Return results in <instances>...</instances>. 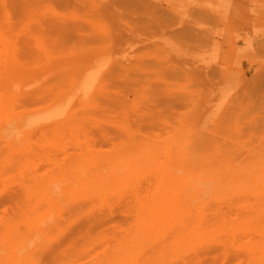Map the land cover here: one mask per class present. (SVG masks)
<instances>
[{"label":"rangeland","instance_id":"rangeland-1","mask_svg":"<svg viewBox=\"0 0 264 264\" xmlns=\"http://www.w3.org/2000/svg\"><path fill=\"white\" fill-rule=\"evenodd\" d=\"M7 1H8V4L3 5L4 3H7ZM12 1H14V3H12ZM15 1L16 0H0V2H1L0 4L3 3L2 4L3 6L0 5V9H2V10H0V12H1L0 13V16H1L0 17V31L4 34V36L6 35L5 36L6 38H8V37L11 38V39L8 38L9 40H13L15 38V40L20 39V41H21V39L22 40L25 39L24 41H26V38H27L28 41H31L33 39L30 42V46H29L30 48H28V49H30L29 50L30 55L29 56L27 55L29 53V52H27V49H26L28 44L24 48V49H26V51L25 50L24 51L27 54H24V55L26 56L25 61L27 63L30 62L32 58H33L32 60H34V61H31V64L30 63L26 64V62L25 63L23 62L24 68H23L22 73L15 74L12 77L7 76L5 78L4 88H6V87L7 88L4 90L6 91V93L8 92L7 95L10 96L11 94H13L12 92L15 91L14 93L18 94L17 96L19 98L22 97L21 101L23 103L25 102V104H24L25 106H23V104H19L22 102L16 100L18 98L17 96H16L17 98L15 97L16 99L12 96L11 98H14L13 102L11 103L13 105L12 106V109H13L12 113L16 114V112H17L19 114L21 112V113H23V115H25V114L32 113V111L34 112V109H36L39 105L37 104L38 106H36V103H34L33 101H32V103H29L32 106L28 105V102L31 98V95L33 94V92L35 93L37 90H39V88L41 86H43V90H44V88L46 90V88H47L46 86H48L47 91L49 90L48 91L49 94L46 91H44V93H43L44 99L43 100L48 103L49 99L51 100L50 102H52L56 99L61 98L60 100L63 99L62 102L60 101V103L62 105H60V103L58 102L59 100L56 102V104L58 103V105L60 106V107L58 106V109L60 108V109L64 110V112H66V114H67V112L68 113L70 112L71 114L69 113L68 114L69 116H72V114H76V113H74L75 110L77 112V110H79L77 107L78 106L80 107V105H78V103H79L78 102L79 101L78 95H80L81 90L78 91V90H76V88L72 87V81L76 82L78 77L84 71L87 72L88 67L94 66V64H97V67L101 65V70H103V72H104L109 67L111 62L115 61L116 59H118L120 57H121L120 59L124 58L122 56L123 55L122 53H124V52L126 54L130 55V58H132L129 62L136 60V59H144L145 58V61L146 60L149 61V59H150V62L152 61V64L154 65V67L158 63V64H161L160 66H162V67H169V68L170 67H176L181 72L183 69L187 70V71H189L191 69L190 72L191 73L193 72L192 76L194 78V85L191 87V90L194 94L193 99L195 98L197 100V101H194V104H190V106L189 105L188 106L181 105V106H183V107H181L182 109L180 108V105H178L179 109H181V110L186 109V111H187V109H191L190 112L192 110H195V115L192 116L189 113V118L185 122L177 123L176 119H175L173 121V123H175V124L168 123L169 124L168 126L165 125L166 127H168L167 129H165V128L154 129L152 127H150V128L144 127V126L138 124V121H136L135 126H138L140 128L134 129L135 131H132L129 133V131L122 129L121 125H122V122H126V120L134 122L133 120L136 116L132 119V113L133 112H130V111L124 112L121 110H115V109H112L109 105H105L103 107V105L106 103V101H105L106 98H101V99H99V101L101 103V106L99 108V113L101 114V116L105 117L106 120H102V122H101L100 118L102 119V117H100V115H97L93 119L89 118L88 117V110L85 108L83 111L80 109V111L82 112V114L87 113V114H85V116L87 115L86 117H88L87 119H89V120L83 119L85 116L83 115L84 116L83 117L79 111L76 114L78 116L75 115L76 118L73 115V117H74V118L72 117L73 119L72 118H69L70 120L68 118L64 119L63 121L66 122V120H67V123L62 122V124H66V126L69 127L68 130H70V131L72 130L73 132H75V134H73V132L66 131L67 130L66 126H65L66 128L62 127V128H65V131H63L64 133H62L60 131L61 135L59 134L60 136L57 137L56 142H54V143H56V145H54V143L49 144V145H52V146H49V151L51 150L50 153L48 152L49 158L46 157L45 159L39 160L36 163L35 166L37 168L36 171L38 172L37 175L46 176V173L49 171H52V170H54V171H57V170L61 171L62 170V172H63L64 166L67 163V165L69 167L66 165L67 167L65 166L64 172H66V171L68 172L71 170L74 173V174L73 173L69 174L70 178L73 179V178L81 177L82 179L84 178L83 180H86V179H88V177H90L93 174L108 173V175H111L114 170H117V169L121 168L122 166H126V165L132 166L133 165L132 167L134 169L136 168L137 171H139L141 175H139L140 176L139 178L131 176V180H129L128 182L130 184L140 182L139 185H137V188H140V191H141L142 190L141 188L143 187V190L141 191L142 192L141 198H142V195L144 196V198H142V199H145V198L149 199L152 197V193H151L152 191L150 192L147 189L148 188L151 189L152 186L157 184V181L158 182L162 181L164 184H165V182L168 183L170 181L168 185H171V183H172V185L174 184L175 187H177L179 183H180L179 186L183 183L182 185H185V187L187 185H193L195 183L193 181H196V183L194 185L197 186V184L200 182L198 184V186H205V185L207 186L208 185L207 187L210 188V190L207 193H205V195L203 194L202 197H197L195 199L193 198V203H197V205H199V204L203 205V203H205L203 206L201 205V207H203V209H204V210L202 209V212L204 211L203 212L204 216L202 217V215H201L202 213L197 212L196 208H198V207L193 208L190 212L191 213L190 215L192 216L193 214H196L197 216L195 215L196 216L195 218H197V217H199V215H201L199 218L202 221L203 225L208 220L211 221V223L214 222L211 224V229L216 227V233L218 232V235L216 233L215 234L217 235V238L218 237L221 238V239H218V241H216L217 240L216 235H214V232H211V236H208V237L196 236V235H194L192 237V234H191V236H188V237L183 236V237H179L177 239H174L175 241L173 239H171V240H173V243H170V244L172 247L175 245L173 247L174 250L172 249L170 244H166V243L163 245L161 244L162 247L158 246L157 248H151L153 246H156V244H154V243H156L157 241H160V240L150 241V239H147L145 241L144 239H140L141 241L143 240L142 241L143 245H135L134 248L130 252L128 250H126L125 252H122V250H119V253H118V250L115 248V245L117 246L118 241H119L118 238L120 237V236L118 237L117 235L120 233L122 234V230L120 229L118 224L121 223V220L123 219V217H121V219H120V216H123V214L121 213V215H120V212H119V215H118V213L115 212L113 214V216L111 217V215H109L108 213L106 215L105 211L99 210L98 212L100 214L102 212L105 213V216L103 214H101L103 217H105V219H103V224H102L104 227L102 225H98V227H99V229H98L97 226H95V228L93 226L92 230H93V232L96 230L97 231L96 233L95 232L91 233L90 232V231H92L91 229L85 230V231L82 230V226L84 224V222H83L84 219L81 218V221H79V222H77L78 220H75L76 222H73L75 226H73L72 225L73 223L70 222L69 223L70 229L68 231H70V230L71 231L69 232L68 236L63 238V240L65 239L64 241H66L67 240L66 238L68 237V239H70L69 237L71 235L70 241H72V242L70 243V241L68 240V243H70V246L67 243L68 244L67 246L69 248L72 246L71 249L64 248V246H66V244L64 245V241L62 240V237H60V236L59 237L53 236L55 239L56 238L58 239V240L56 239L57 242H55L57 244L54 243L57 246H55L53 244V242L55 240L53 237L50 238V241L51 242L53 241L52 242L53 246L50 245L51 243H50L49 239L47 240L46 238H44L48 241L47 244H49L51 246L50 247L51 250L49 248L50 252H48V250H46L43 252V255L41 252V256H40L39 254L35 253L37 250H38V252L40 250L38 248H36V246H34L37 250L35 249L36 250L35 251L34 247H32L33 251L30 252L32 254H29L27 257L28 259L24 260L23 263L22 262H20V263L25 264L27 261L30 262L31 259L33 260V259L37 258L36 255H39L41 257L40 258L38 256V258L36 259L37 261L35 260V262H38V263L31 261L30 264H33V262H34V264H40L39 263L40 259L42 260V261L40 260L41 264L42 263L44 264V261L47 262V263L45 262V264H52V262H53V264H59V263L55 262L54 259H56V261H61V260H59L60 258H63L62 259L63 261H61L62 263L63 262L64 263L69 262V263H65V264H76V263L77 264H95L96 262H97L96 264H106L107 262H109L107 264H111L110 262H112V264L113 263L115 264L116 263L115 261H117L118 258H119V260H118L119 262H117V264H120V262H121V264H135V263L136 264H142V262H144L143 264H147L148 262H149L148 264H150L151 262L156 263L157 261L159 262L158 264H164L165 262H166L165 264H173V263L175 264L176 260H178V262H179V263L177 262L178 264H182V263L183 264L184 263L189 264L188 260L191 263L192 259L196 260V261L200 260V261H197V264H198V262L200 264L201 261L202 262L207 261L208 262L207 264H211L212 262L209 263V261H213V260H214L213 264L215 262H216L215 264H246L245 263L246 260H248L249 264H251L250 262H252V264H254V263L259 264L260 262L264 261V259L261 258L262 256L264 257V253L260 254V252H259V249L263 248V245H264V240H263V238H264L263 234L264 233H261V231L257 232L258 228L256 229V226H255V228H253L254 226L252 224H254L255 221H250V222H254L251 225L248 223L250 225L249 227H251L252 229L249 228L248 225L243 224L241 221L242 220L241 217L246 218V216L248 218H246L245 220H248L249 216L252 215L253 212H255L256 208H254V207H256L258 205L257 203H259V202L261 203V201L264 200V191H263V189H264V184H263L264 183V0H96V1L95 0H77L78 4L77 3L76 4L78 5L79 9H84L85 7L86 8L90 7V9H88V11H86V12H83L85 10L82 11V13L84 15H87V18L89 20L90 19L97 20L101 26L108 27L109 29H115V31L117 30L116 34H118L115 37V38H117L118 41H116V39L114 42L109 40V42L102 48V50L100 48L99 49L94 48L92 53L90 54L91 56H87L85 59L79 58V55L80 56L82 55L80 45H74L76 47H72L73 45H64V48L56 47V46L52 47V48L49 47L50 48V50H49L50 57L49 56L48 57L42 56L44 54L43 53L44 51L42 52L41 50H37L38 48L36 49L34 47L35 45L33 44V42H34L35 36H37V34H35V32L38 33L40 31H43L42 27H39V22H41V20L43 22H46L45 20L48 19L47 21L49 23V20L51 18L50 13L48 11H45L46 9H44V10L42 9V4H44L42 1H44V0H38V1L37 0H24L25 2L23 0H19L20 2H22V4H20L22 6L21 8H19L20 6H19L18 2H17L18 7L16 6L17 4ZM36 1H37V5L34 3ZM45 1H47V0H45ZM58 1L57 0H50L49 6L55 8V9L61 7L60 9H62L63 5L65 4V1L63 0L64 3H61L63 1H60V0H58ZM31 2L36 6L34 7ZM39 3H41L40 4L41 6L38 5ZM25 4L28 7L25 6ZM6 5L10 6V7L7 6V8L9 10L6 9ZM1 6H2V8H1ZM24 6H25V8H24ZM3 7H5V8H3ZM26 7L28 10L31 7L32 8L30 9V11L27 12ZM36 7L39 9H37ZM10 8H15V9H10ZM22 8L24 9V11ZM35 8L37 10H39L40 12H38ZM34 9L36 11H34ZM41 9L43 10V12L41 11ZM3 10H4V12H3ZM14 11H16V13L17 12L18 13L16 14V13H14ZM31 11H32V13H31ZM33 11H34V13H33ZM24 12H26V13H24ZM29 12H30V14H29ZM35 12L36 13L38 12V13L36 14ZM12 13L15 15L12 16L11 15ZM32 14H34V15H32ZM45 17H46V19L44 20ZM7 18H9V19H7ZM10 19H12V20L14 19V20L12 21ZM9 21H11V22H9ZM8 22L10 23L11 26L9 25ZM12 26H13V28H12ZM2 28H5V29H2ZM5 30H6V33H5ZM119 30H120V32H119ZM10 32H12V33H10ZM11 34H13V35L19 34L20 36L17 35V37L18 36L19 37L16 38L15 35L14 36L12 35V37H10ZM44 34H45V32H44ZM7 35H10V36H7ZM45 36H47V35H45ZM29 37H31L30 38L31 40L29 39ZM55 40L56 39L53 38L51 42H54ZM121 40H122V42H120ZM17 41H19V40H17ZM24 41H21V42H24ZM31 43L33 44L32 46H31ZM158 44H159V46L161 45L160 47H162V48H159ZM83 47H85V46H83ZM148 48H153L152 49L153 52L146 54L147 56L141 55V54H144V51L149 50ZM0 49L1 50L3 49V45L1 44V41H0ZM60 49H62V50H60ZM155 49H157L158 51H160L162 49L163 51L161 50L162 52L161 51L159 52L162 55H157L159 53ZM122 50L124 52H122ZM154 52L157 54H153ZM32 53L34 56H36V57L38 56L41 58L37 59L35 57V59H34V56H31ZM40 53H42V54H40ZM139 53H141V54H139ZM132 55H133V57H132ZM135 56L137 58H135ZM140 56L141 57L143 56L144 58H141ZM28 57H30V58L32 57L31 59L29 58L30 61H28V59H27ZM162 58H163V60H165L168 63V65L165 61L163 62V60H161ZM199 59H201V60H199ZM59 60H60V63L57 62ZM205 60H207V61H205ZM148 61H146V62H148ZM34 62H36V63L33 64ZM129 62H127V63H129ZM165 63L167 66L165 65ZM58 65L62 66V68H64V67H66V68L64 70H62V68L60 69V67ZM158 66L159 65H157L156 68H158ZM52 67H59V68L53 69ZM152 69H154V68H152ZM227 69H228V71H227ZM17 75H19V76H17ZM63 77L67 78L66 79L67 81H65L63 79ZM73 77H75V78H73ZM33 78H35V79H33ZM60 78H62V79H60ZM61 80H63V81H61ZM46 82H47V84H46ZM48 82H50L51 85ZM94 82H97V80ZM44 84H46V85H44ZM48 84L50 86L53 85V87H49ZM58 86L61 88H59ZM62 86H64L65 88L63 87L64 88L63 89ZM35 87L37 88V90ZM70 87L74 91L70 90ZM53 88H56V89H53ZM58 88H59V90H58ZM9 90L11 92H9ZM50 90L51 91L53 90V92L55 91L54 92L55 94L59 93L56 96V98H54L55 96L53 97V95L51 94L52 92L50 93ZM62 90H64V92ZM94 90H95V88H94V86H92L91 91L93 92ZM56 91H58V92L56 93ZM59 91H61V92H59ZM65 93H67L69 95L68 102L70 101L69 98H71V97L74 98V100L71 99L72 101L70 104L68 102H66L65 98H67V97H66ZM16 94H13V95L15 96ZM74 95H76V97ZM48 96H50V97H48ZM222 96L225 98H223ZM217 98H218V100H217ZM220 100H222V101H220ZM73 101L75 102L74 105H76V109L72 108V107H75V106H73V103H74ZM15 102H19V103H15ZM215 102H218V103H216V105H215ZM16 104L18 107L16 106ZM39 104H42V103H39ZM43 104H45V103L43 102ZM64 105H67V106H64ZM218 105H220V106L218 107ZM55 106H57V105H54L53 107H55ZM70 107L74 111L73 112L71 110L73 113L70 111ZM17 108H19L20 110ZM207 108H209L207 114L209 115V118L211 116V119L208 118V120H209L208 123H205V126L203 127L201 125V123H204V122H202V120H201L199 123L196 124V119H197V117L201 119L202 115L204 114V112L206 111ZM30 109H32V110H30ZM86 110H87V112H86ZM84 111H85V113H83ZM213 111L216 112L215 116L213 114ZM205 115H206V113H205ZM63 116H65V115H63ZM212 116H214V117H212ZM77 117L81 118L82 121H84L86 123L88 122V125H90L91 127L84 125L86 123H84V124L82 123V124H78L79 126L77 125V127H78L77 128L76 123H75L76 122L75 119L79 120ZM94 119H95L96 123H94ZM97 119H99V120H97ZM73 120H74V122H73ZM204 120H205V118L203 119V121ZM89 121H90V123H89ZM92 121H93V123H92ZM68 122H70V124H72V125L74 124L75 128H74V125L72 126L69 124V126H68L67 125ZM236 123H237V125H236ZM95 125H97L98 127ZM83 126H86V127H83ZM49 127L50 126L47 127L48 130L46 129L47 131H49ZM80 127L84 128L85 132H83V133L85 135L82 133L83 129ZM53 128L55 129V127H53ZM53 128H52V126L50 127L51 130ZM62 128L60 126L61 130H62ZM87 128H88V130H87ZM103 128H105L107 130L106 131L107 135H106V132H105V134L104 133L102 134L99 132V130L105 131V129H103ZM143 129H144V131H143ZM136 130H140V131H136ZM51 132L49 134L50 135L52 134L51 136H54L55 131L52 133ZM66 132L69 135L68 134L65 135ZM91 132H94L95 134L100 133L101 135H100V137L98 135L95 136V134H92ZM155 132H157V133H155ZM31 133L34 134L32 131H31ZM90 133H91V135H89ZM77 134H79V135H77ZM86 134L88 136H90V138H88V136H86ZM75 135L78 137L75 138ZM103 135L107 136V139ZM125 135H126V138L129 137V138H127V140H125V138H123V136H125ZM135 135H137L138 138H136ZM37 136L38 135H34V137L33 136L32 137H33V139L39 138ZM67 136H69V137H67ZM83 136L85 138H83ZM101 136H103L104 139ZM108 136H109V138H108ZM173 136H175L177 138H175ZM65 137H66V139H64ZM145 137H147L148 141H146V140L144 141ZM171 137H173L174 139ZM113 138H115V139H113ZM120 139H121V141H119ZM176 139H178V140H176ZM62 140H64V141H62ZM78 140H79V143H77ZM85 140H87V141L89 140L88 143ZM66 141H67V143H66ZM68 142H70L72 145H73V143H75V145L71 146V144ZM115 142H116V144H113ZM65 143L67 144L65 146L68 149L72 148L73 151H72V149L69 151L64 146ZM95 143H97V144H95ZM118 144H120V145H118ZM132 145H134L133 147H135V148H133ZM184 145L185 146L187 145L189 149L187 147L185 149ZM58 146H60V147L62 146L61 150L59 149ZM63 147H64V150L62 149ZM74 147H75V149H74ZM183 147H184V149H183ZM58 149L60 152L58 151ZM65 149H67V150H65ZM190 149H193V150H190ZM196 149L198 151H196ZM84 150H86V151H84ZM89 150L90 151L92 150L91 151L92 154ZM147 150H149V151H147ZM182 150L184 152H185V150L188 151V153H187V151L185 152V155L188 154L187 157H184L185 160L183 159V157L178 159V156H180V152H182ZM61 151H62V153H61ZM76 151L80 152V154L77 153ZM171 151H172V153H171ZM190 151H194L193 153H195V155H197L196 153H198L197 158L196 159L194 158L195 160H197L196 163H193L194 162V160H192L193 156H192V154L189 155V153H191ZM81 152H82V154H81ZM89 152H90V154H89ZM147 152L148 153L150 152L151 154L150 153L148 154ZM167 152H169V154L171 153L172 157L169 156L167 154ZM64 153H65V155H64ZM199 153H201V155H203L204 158L201 157L202 159H200ZM53 154H54V156H53ZM72 154H74V157H72ZM156 154L158 156L161 155L160 158ZM177 154H178V156H177ZM62 155H63V157H62ZM149 155H152V157L153 156L154 157L152 158ZM174 155H176V156H174ZM58 156H60V158ZM65 156H67V158H66L67 160L65 159ZM75 156H77V157H75ZM134 156H136V157H134ZM139 156H141L140 159H139ZM169 157H170V159L171 158L172 159L171 160L168 159ZM149 158L151 160H149ZM165 158H166V160L168 159L170 161L174 160L173 158H175V159L177 158L179 161L176 159L178 162H176V160H175V162L176 163L180 162V165L175 164V162H173V161H172L173 164L165 163L166 162ZM186 158H188V159H186ZM63 159H64V162L62 161ZM68 159H69V161L70 160L71 161L69 162ZM155 159L160 160L161 164H164V167H163L164 169H161L162 167L161 168L159 167L160 163L158 164V160L156 161ZM56 160H58V161H56ZM138 160L140 163L135 162ZM206 161H210V164H207ZM47 162H49V163H47ZM62 162L64 163V165ZM147 162H149V163H147ZM181 162L185 164V165L183 164L184 165L183 167H180L182 165ZM203 162H204V164H202ZM70 163L72 164L71 166H70ZM166 164H168V165H166ZM205 164H207V165H205ZM51 165H53V166H51ZM99 165H101L102 167ZM161 166H163V165H161ZM167 166L168 167L170 166L169 167L170 170L168 169ZM174 166H175V168H174ZM157 167H159V170L161 169L163 172L160 173L161 170L158 172ZM179 167H180V169H179ZM74 168H76V169L74 170ZM184 168H188V169H184ZM38 169H40V170H38ZM67 169H69V170H67ZM184 171H186L185 173H188L189 176H191L190 173L191 174H193L194 172L195 173L193 174L194 175L193 177L191 176L192 178L189 177L187 174L186 175L188 177L187 178L185 176H182ZM156 172H158V173H156ZM185 173H184V175H185ZM199 173H201V174H199ZM238 174H241L242 176L240 175V177H239ZM180 176L182 177V179ZM209 176H211V177L208 178ZM254 176H255V178H254ZM8 177H11L10 179L9 178L8 179L15 186V183L13 180L14 177H13V179H12L11 175H9ZM178 177H179V179L182 180V182L180 180H178ZM196 177H197V180H194V178H196ZM168 179H169V181H168ZM198 179H200L199 182H198ZM201 179H203V181L210 179L209 180L210 184H207L208 183V180H207L206 183L204 182L205 185L204 184L202 185ZM142 180H144L145 182ZM177 180L180 182H178ZM216 180H217V182H216ZM191 181L193 182V184L190 183ZM184 182H186V183H184ZM188 182H189V184H187ZM239 183H241V184H239ZM10 186L8 187L9 193H6V192H8V190H6L4 192L0 191V193L2 192L1 193L2 195L0 194V202L2 204L5 203L4 199H8L6 197L8 195L10 196L13 192H14L13 193L14 197H16V198L20 194L19 190L14 189V186L12 187L11 184H10ZM140 186H142V187H140ZM216 186L218 189L216 188ZM247 186H249L251 188V191L249 190V187H247ZM254 187H255V189H254ZM10 188L12 191L10 190ZM213 188H214V190H213ZM234 189H236V190H234ZM256 189L258 191L260 190L262 193H260V192L256 193L255 192V194H254V192H252V191H255ZM242 190H244V191H242ZM233 191H234V193H233ZM3 193H6V194L3 195ZM259 193H260V196H259ZM145 194H147V195L145 196ZM4 196H6V197L4 198ZM225 196H226V198H225ZM259 198H263V199H259ZM7 201L8 200H6V204L9 203V202L7 203ZM1 203H0V212H1L0 216H2L1 214H3L1 211L4 209L3 207H5V209L3 211L4 214H5V210L8 208V207H6L5 204H4V206H2ZM220 203H222V204L220 205ZM70 204L71 203H69V205H68V211H69V209L72 210L73 209L72 207H74L73 204L72 205H70ZM210 204H211V206H210ZM194 209H196V211ZM199 209H200V207H199ZM8 210H10V208L7 209L6 211H8ZM71 210L67 213L71 217H73ZM8 213H9V211H8ZM208 214L211 216H209ZM6 215H7V212H6ZM116 215H117V217H116ZM220 215L222 217L223 216L225 217V218H222V220L224 219L226 222L228 220V223L224 224V226L226 228L225 229L226 232L223 229V231H224L222 233L223 236L221 235L220 232H222L221 228H224V227H222L223 224H222V226L220 224H221V222L223 223L225 221L221 220ZM226 215H228V216H226ZM204 217H206L207 220H206V218L204 219ZM226 217L228 219H226ZM115 218H118V219H116L117 222L115 221ZM229 218H230L231 222H229ZM231 218H233V221ZM108 219H110V220L108 221ZM113 220L115 222H113ZM218 220H220L221 222ZM111 221L113 223H111L109 225L108 222H111ZM248 221H246V222H248ZM218 222H220V223H218ZM232 223H234V225H235V223H238V225L234 226ZM229 224L230 225L232 224L231 226H229L230 228L226 226ZM242 224H243V226H242ZM116 225L118 226V229H117ZM218 225H220L219 227H221V228L217 227ZM106 226H108V228L110 226H112V227H110L111 230H113L112 228L116 227L115 228L116 230L112 231L113 233L115 232L114 233L115 235L114 234H107L106 233L107 229H105L106 231L104 230L105 231V233H104V231H102V230H103V228H107ZM79 227H80V229H79ZM96 227L98 230L96 229ZM242 227L245 230L242 229ZM76 229H79V230L76 231ZM80 230L82 231V233H78ZM228 230H229V234L231 233L230 236L227 234ZM241 230H242V232H241ZM119 231H120V233H119ZM99 232L102 233V235H100L101 237L104 235L103 236L104 238L102 237L103 239L99 238V236H98ZM107 232H109V231H107ZM73 233H76L79 235L81 234L80 236L78 235L79 239H76L77 236H75L76 234H74V236H75L74 237ZM84 233L87 234L89 236V238H90V236H92V234H93V236H92V238H90L88 240V237L86 238ZM225 233H226V235H225ZM258 234L262 235V239H260L261 240L260 243H259V238H261V235L259 236ZM105 235L107 237H105ZM188 235H190V234H188ZM81 236H82V239L80 238ZM185 236H187V235H185ZM97 237L100 239L99 241L96 240V239H98ZM111 237H115L113 239H116L115 240L116 243H115V245H113V247H112V244H114V241H113V239H111ZM59 238H61V239L59 240ZM73 238L76 241H73L74 240ZM105 238H109V239H107L109 241H108V243L105 242L107 244L104 245L103 242H104V240H106ZM187 238H188V240H187ZM214 238L216 240L211 241ZM84 239H86V240H84ZM91 239H95L94 240L95 242L90 241ZM167 239H169V238H167ZM182 239H183V241H182ZM184 239H185V241H184ZM102 240H103V242H102ZM257 240H258V243L255 242ZM58 241L63 242L64 246L62 245V243H61V245H59ZM86 241H87V244H85ZM164 241L166 242V239ZM203 241L205 242L206 246H205ZM75 242L77 245H78V243H79V245L84 243L83 244L84 249L82 248V249L78 250L79 248L82 247V245H81V247L78 248L79 245L77 246L75 244ZM220 242L225 244V245L222 244L224 248L222 247ZM227 242H228V244H227ZM253 242L260 244V246L257 245L255 248V246H252ZM174 243H176V244H174ZM193 243L195 245H193ZM196 243H197V245H196ZM211 243H214V244H211ZM208 244H210L209 248H210V246H212V250L208 248V246H207ZM226 245H228V246H226ZM253 245H255V244H253ZM60 246H63V249H60L61 248ZM109 246H110V248H109ZM168 246H170L171 252L168 251V249H169L168 248L167 252H166L167 255H166L164 251L162 252V250H163V247L167 248ZM188 246L190 247V249L193 248L192 254L190 253L191 250L189 249ZM73 247H75V249ZM185 247L187 248V250ZM247 247H248V250L246 249ZM257 247L259 248L258 250H256ZM111 248H114V250H111ZM179 248H182V250ZM183 248H185V250ZM225 248H227V249L229 248L228 250L226 249L227 253L226 252L224 253ZM55 249H57L56 250L57 252L55 251ZM76 249L80 252L76 251ZM148 249L149 250L151 249L150 252H151V254H154V256L150 255V252ZM153 249H156V250L159 249L158 251H160V249H161V253H159L157 251V254L160 255L159 258L157 257L159 255H155L154 251H156V250H153ZM194 249H195V251H194ZM1 250H4V249L0 248V251ZM104 250H107V252H105ZM178 250L180 251L179 257H178V253H179ZM209 250H210V252H209ZM262 250H263L262 252H264V248ZM137 251H140L139 256H137L135 254V253H137ZM173 251H174V253H173ZM185 251H188L189 253L185 252ZM248 251H252V252L256 253V255H259V256L254 257V255H252V254L249 255V253H251V252H248ZM260 251H261V249H260ZM8 252L9 251H7V250L5 252L4 251L0 252V256L2 254H3V256L5 255L4 256L5 258H3V256L0 257V258L5 259V260L1 259L3 261H1L0 264H13L12 259H10V252L9 253ZM86 252L88 255L86 254ZM109 252H111L110 255H108ZM115 252L118 253V255L116 254V256H114ZM4 253H6V254H4ZM50 253H51V255L47 256ZM78 253L80 256H78ZM163 253L165 254L166 257L164 256ZM171 253H173V254H171ZM182 253L183 254L186 253L188 255V257H187V255L186 256L183 255L184 257L182 256L183 257L182 258L180 256V255H182ZM197 253H199V254H197ZM220 253H222V254H220ZM83 254H85V255H83ZM100 254H101V256H100ZM130 254L133 255L134 257L132 258ZM194 254L195 255L197 254V255L195 256ZM149 255L152 258H154V260L155 259H158V260L154 261ZM162 255H163V257H162ZM198 255H200V256L202 255L203 258L198 256ZM31 256H33V257L31 258ZM42 256H43V259H42ZM97 256H99V257H97ZM123 256L125 257V262H124ZM155 256L157 258H155ZM167 256L169 259L167 258ZM210 256H211V258H210ZM249 256H252V257H249ZM66 257H68V258L65 260ZM76 257L77 258L79 257V259H77V261L79 263L76 261ZM106 257H109V258H106ZM180 257L183 259L182 262H181ZM197 257H198V259H197ZM207 257L211 260H209ZM248 257L250 259H248ZM71 258H72V261L70 260ZM163 258H165V259H163ZM176 258H178V259H176ZM187 258H188V260H187ZM251 258L254 260H252ZM126 259H127V262H126ZM132 259H134V262ZM159 259H162V261L161 260L159 261ZM166 259H168V262ZM261 259H263V260H261ZM50 260L52 262H49ZM150 260H153V261H150ZM103 261H105V262L103 263ZM128 261H130V263ZM29 262H28V264H29ZM145 262H147V263H145ZM202 262H201V264H202ZM205 263L206 262H204V264ZM193 264H194V262H193ZM262 264H264V263L262 262Z\"/></svg>","mask_w":264,"mask_h":264},{"label":"bare ground","instance_id":"bare-ground-1","mask_svg":"<svg viewBox=\"0 0 264 264\" xmlns=\"http://www.w3.org/2000/svg\"><path fill=\"white\" fill-rule=\"evenodd\" d=\"M24 1V0H23ZM38 1V0H37ZM37 1L34 2L36 5H37ZM58 1V0H57ZM60 1H63V0H60ZM65 1V4L63 5L62 9L60 8H53V7H50L49 6V2L50 0H47V1H42L44 4H42V9H46L45 11H48L50 13V20H49V23H48V19H46V17L44 18V20L46 22H43L41 20V22H39V27H42V30L43 31H40L38 33L35 32V34H37V36H35L34 38V42L33 44L35 45L34 47L37 49V50H41L44 54L42 56L44 57H50V54H49V50L50 48L49 47H61V48H64V45H73L72 47H76L74 45H80L81 47V56L79 55V58L80 59H85L87 56H91L90 54L92 53L93 49H101L110 41L114 42L115 39L116 41L117 38H115L118 34H116V31L115 29H109L108 27H103L101 26L97 20H94V19H88L87 18V15H84L82 13L83 12H86L88 11V9H90V7H85L84 9H79L78 7V1L77 0H64ZM61 2V3H64ZM96 1V0H95ZM5 2V1H4ZM16 6L18 7V3H19V8H21L22 6L20 4H22V2H20L19 0H16ZM18 2V3H17ZM25 2V1H24ZM40 2V1H39ZM41 2V3H42ZM59 2V1H58ZM1 3V2H0ZM10 3V2H9ZM12 3H14V1H12ZM32 3V2H31ZM39 3L38 5L41 6ZM77 3V4H76ZM3 4V3H2ZM0 4V5H2ZM5 4H8V1L7 3H4L3 5ZM33 4V3H32ZM2 5V6H3ZM14 5V4H13ZM24 5V4H23ZM36 5L33 4V6L35 7ZM1 6V8H2ZM8 5H6V9ZM25 6H27L25 4ZM24 6V8H25ZM10 7V6H8ZM28 7V6H27ZM26 7V9H27ZM38 7V6H37ZM36 7V8H37ZM65 7V8H64ZM5 8V7H3ZM30 8V7H29ZM32 8V7H31ZM30 8V9H31ZM35 8V9H36ZM10 9H15V8H10ZM18 9V8H17ZM23 9V8H22ZM21 9V10H22ZM30 9L28 10L27 9V12L30 11ZM34 9V11L36 10ZM41 9V11L43 12V10ZM2 10V9H0ZM9 10V9H8ZM7 10V11H8ZM11 11V10H10ZM24 11V9H23ZM33 11V13H34ZM38 12H40L39 10H37ZM44 11V12H45ZM4 12V10H3ZM37 12V13H38ZM47 12V13H48ZM1 13V12H0ZM14 13H16V11H14ZM18 13V12H17ZM16 13V14H17ZM23 13V12H22ZM26 13V12H24ZM32 13V11H31ZM36 13V12H35ZM36 13V14H37ZM3 14V13H2ZM7 14V13H6ZM30 14V12H29ZM4 15V14H3ZM12 16L15 15V14H11ZM34 15V14H32ZM44 15V14H43ZM7 16V15H6ZM1 17V16H0ZM5 17V16H4ZM10 17V16H9ZM12 18V17H11ZM9 19V18H7ZM12 20V19H10ZM14 20V19H13ZM12 20V21H13ZM3 22V21H2ZM11 22V21H9ZM8 22V23H9ZM48 23V24H47ZM10 25V23H9ZM8 26V25H7ZM11 26V25H10ZM3 27V26H2ZM13 28V26H12ZM122 28V27H121ZM2 29H5V28H2ZM119 29V28H118ZM121 30V29H120ZM119 30V32H120ZM115 31V32H114ZM45 32V34H44ZM118 32V33H119ZM5 33H6V30H5ZM12 33V32H10ZM34 33V32H33ZM32 33V34H33ZM9 34V33H8ZM120 34V33H119ZM13 34L10 35H7V36H10L12 37ZM15 35V34H14ZM13 35V36H14ZM17 35L19 34H16L15 37H17ZM47 35V36H45ZM6 36V35H5ZM4 36V34L0 31V41H1V44L3 45V49L1 50L0 49V191H6L8 190V192L6 193H9V186L10 184L12 185V187L14 186L12 184V182H10V178L11 177H8L9 175L12 176V179L14 177V183H15V186H14V189H17L19 190V196L16 198L14 197V192L9 196H4V198H8V199H4L5 203H1L2 206H4V204L6 205V207H8L7 209L10 208L9 213L8 211L5 210V214H4V209L5 207H3L4 209L1 210L3 214H1L2 216H0V248L4 249V250H1L0 252L2 251H9L10 252V259H12V263L13 264H19L20 262L23 263L24 260H27L28 258V255L29 254H32L30 252L33 251L32 247L36 246V248H38L40 251V253L38 252V250L34 247V250L36 251L35 253L36 254H39L41 256V252H42V255H43V252L48 250L49 251V248L51 247L50 245L53 246V244L55 242H57V240L53 237V236H60L62 237V240L64 237L68 236L69 235V232L71 231H68L70 229V225L69 223L70 222H76L75 220H78L77 222L81 221V218L84 219V224L82 226V230L85 231V230H89L91 229L92 230V227L94 226H97L98 225H102L103 224V219H105V217H103L101 214H103L105 216V213H99L98 211L99 210H102V211H105L106 212V215L107 213L109 215H111V217L113 216V214L115 212L118 213L119 215V212H120V215L121 213L123 214V216H120V219L121 217H123V219L121 220V223L118 224V226L120 227V229L122 230V234H118L117 236L119 237L118 238V244L117 246L115 245V240L116 239H113L115 237H111V239H113L114 241V244H112V247L113 245H115V248L118 250V253H119V250H122V252H125L126 250H128L129 252L134 248L135 245H143V240L141 241L140 239H144L145 241L147 239H150V241L152 240H160V241H155L156 243V246H153L151 248H157L158 246H161V244H170V243H173V240L174 239H177L179 237H188V236H191L192 234V237L194 235L196 236H211V232H214V235H218V232L216 233V227L215 228H212L211 229V224L214 223L211 221H207L204 225L202 224V221L200 220V216L202 215V217L204 216L203 212H202V209L203 207H201L202 204H199L197 205V203H193V198H197V197H202L203 194L205 195V193H207L210 188H208L204 182L206 183V181L208 180V183L207 184H210L209 183V180L210 179H207L206 181H203V179H201L202 181V185L204 184L205 186H198V184L200 183V179H198V184L197 186L194 185L196 183V181H193L195 182L193 184V182L191 181L190 183H192L193 185H187L189 184V182L186 184L187 186L185 187V185H180L178 184L177 187H175V185L173 186L172 183L171 185H168L169 184V179H168V183L165 182V184L160 181L158 182L157 181V184L152 186V188H146L147 190H149L151 193H152V197L149 198V199H142L144 198V196L142 195V198H141V194H142V190H143V187L140 191V188H137V185H139L140 182H137V183H134V184H130L128 181L131 180V176H134L136 178H139L141 175L139 171H137V169L133 168L131 165H126V166H120L121 168L117 169V170H114L113 173L111 175H108V173H98V174H93L91 175L90 177H88V179L86 180H83L81 177H77V178H70V175L71 173H73L71 170L70 171H66L64 172L65 170V166L67 165V163L65 164L64 166V170L62 172L61 171H49L46 173V176L44 175H37L38 172L36 171L37 168H36V163L39 161V160H42V159H45L46 157H48V154L50 153L49 151V146H52V145H49L50 143H54L56 142L57 140V137H59L61 135V132L64 133L63 131H65V128L67 127L66 124H62V122H64L63 120L66 119V118H72L73 115L75 117V115L77 114V112L79 111L81 114L82 112L80 111V109L83 111L84 108L88 110V117L93 119L95 118L97 115H100V117H102V119L100 118V121L102 122V120H106L105 117L101 116V114L99 113V108L101 106V103L99 101V99L101 98H106V103L103 105V107L105 105H109L112 109H115V110H121V111H124V112H133L132 113V119L134 118V122H131L129 120H126V122H122V125H121V128L122 129H125L127 131L132 132V131H135L134 129H139L140 127L138 126H135V123L136 121H138V124L144 126V127H152L154 129H161V128H165L167 129L169 124L168 123H173V121L176 119V122L177 123H181V122H185L186 120H188L189 118V113L190 115L194 116L195 115V110H192L190 112L191 109H183L181 110L183 106H190V104H194V101H197L195 98V100L193 99L194 97V94L191 90V87L194 85V78L192 76V73L190 72L191 69L189 71L187 70H182V72L177 69L176 67H162L160 66L161 64H158V68H156V66L154 67V65L152 64V61L150 62V59L148 62L145 61V58L142 56H140L141 58H144V59H136V60H133L131 62H129L132 58H130V55L126 54L123 50L122 53L123 57L122 59L118 58L116 59L115 61L111 62V64L109 65V67L103 72V70H101V65L97 67V64H94V66H89L88 69H87V72L84 71L77 79L76 82H73L72 81V87L76 88V90H81L80 92V95H78L79 97V103L78 105H80V107L78 106L77 108L79 110H75V112L72 110L73 109H76V105L75 102L73 103V106L75 107H70V111L72 110L74 113L76 114H72V116H69L67 112H64V110L62 109H58V103L56 104V102L58 101L60 103V101L62 102V100H60L61 98L59 99H56L52 102H50L51 100L49 99L48 103L45 102L43 99H44V91H47V88L48 86H46V90L44 88L43 90V86H41L39 88V90H37L36 88V92L34 93L33 91V96L31 95V98L28 102V105L29 106H32L31 104L29 103H32V101L34 103H36V106H38L36 109H34V112L32 111V113H29V114H25L23 115V113H12V102L14 100V98L18 95L14 92H12L13 94H16L15 96L13 94H11L10 96L7 95L6 91L4 89V81H5V78L7 76H14L15 74H19V73H22L23 71V68H24V63L26 62L25 61V58L26 56L24 54H27L25 51L27 49V52H29L30 48V42L33 40H31L29 37V39L31 41H28L27 38H26V41H24L25 39H21V41H24V42H21L20 39H17L15 40V38L13 40H9L11 38H6ZM32 36V35H31ZM121 37V36H120ZM55 38L56 40L54 42H51L52 39ZM120 40V39H119ZM28 41V42H27ZM122 42V40L120 41ZM28 44V46H27ZM31 43V46L33 45ZM25 46H27L26 49ZM85 46V47H83ZM161 46V45H160ZM159 44H158V47L159 48H162L160 47ZM155 47V46H154ZM164 47V46H163ZM34 49V48H33ZM149 50H146L144 51V54H141V55H146V54H149L151 52H153V48H148ZM158 49V48H157ZM155 49V50H157ZM25 50V51H24ZM32 50V49H31ZM62 50V49H60ZM59 50V51H60ZM90 50V51H89ZM128 50V49H127ZM162 50V49H161ZM160 50V51H161ZM158 51V50H157ZM158 51V53L160 52ZM163 51V50H162ZM161 51V52H162ZM178 51V50H177ZM127 52V51H126ZM139 52V51H138ZM141 52V51H140ZM137 53V52H136ZM143 53V52H142ZM42 54V53H40ZM153 54H157V53H153ZM28 56L30 55V52L27 54ZM39 55V54H38ZM135 55V54H134ZM157 55H162L161 53L157 54ZM164 55V54H163ZM25 56V57H24ZM31 56H34L33 53L31 54ZM147 56V55H146ZM155 56V55H154ZM36 56H34V59H35ZM133 57V55H132ZM160 57V56H159ZM168 57V56H167ZM28 57V61H30V58ZM37 59L38 58H41V57H36ZM135 58H137L135 56ZM154 58V57H153ZM26 59V60H27ZM33 59V58H32ZM31 61H34L32 60ZM51 59V58H50ZM55 59V58H54ZM169 59V58H168ZM203 59V58H202ZM225 59V58H224ZM163 60V58L161 59ZM171 60V59H170ZM201 60V59H199ZM216 60V59H215ZM31 61L30 62H26V64H31ZM55 61V60H54ZM85 61V60H84ZM165 60H163L164 62ZM168 61V60H167ZM172 61V60H171ZM207 61V60H205ZM24 62V63H23ZM60 63V60L57 61ZM129 62V63H127ZM166 62V61H165ZM170 62V61H169ZM196 62V61H195ZM36 62H34L33 64H35ZM62 63V62H61ZM167 63V62H166ZM165 63V65H166ZM176 63V62H175ZM187 63V62H186ZM216 63V62H215ZM223 63V62H222ZM41 64V63H40ZM173 64V63H172ZM191 64V63H190ZM195 64V63H194ZM204 64V63H203ZM206 64V63H205ZM209 64V63H208ZM168 65V63H167ZM166 65V66H167ZM177 65V64H176ZM59 66V65H58ZM190 66V65H189ZM27 67V66H26ZM60 69L62 68V66H59ZM59 67H52L53 69L55 68H59ZM66 67L62 68V70H64ZM154 68V69H152ZM187 68V67H186ZM40 69V68H39ZM50 70V69H49ZM67 70V69H66ZM200 70V69H199ZM208 70V69H207ZM205 71V70H204ZM228 71V69H227ZM43 72V71H42ZM64 72V71H63ZM40 73V72H39ZM44 73V72H43ZM66 73V72H65ZM57 74V73H56ZM55 74V75H56ZM42 75V74H41ZM19 76V75H17ZM76 76V75H75ZM68 77V76H67ZM72 77V76H71ZM70 77V78H71ZM41 78V77H40ZM75 78V77H73ZM72 78V79H73ZM35 79V78H33ZM62 79V78H60ZM63 79L65 81H67L65 77H63ZM13 80V79H12ZM37 80V79H36ZM97 82H94L96 81ZM9 81V80H8ZM7 81V82H8ZM49 81V80H48ZM63 81V80H61ZM60 81V82H61ZM34 82V81H33ZM36 82V81H35ZM58 82V81H57ZM50 85L51 83L48 82ZM67 83V82H66ZM14 84V83H13ZM47 84V82H46ZM44 84V85H46ZM48 84V85H49ZM49 87H53L50 86ZM57 85V84H56ZM55 85V86H56ZM59 85V84H58ZM67 85V84H66ZM23 86V85H22ZM65 86V85H64ZM62 86V88L64 87ZM94 86L95 90L92 92L91 91V87ZM57 87V86H56ZM59 87V86H58ZM66 87V86H65ZM64 87V88H65ZM14 88V87H13ZM61 88V87H59ZM58 88V90H59ZM63 88V89H64ZM51 89V88H50ZM53 89H56V88H53ZM31 90V89H30ZM70 90H73L71 89L70 87ZM64 92V90H62ZM74 91V90H73ZM9 92H11L9 90ZM52 92V93H51ZM55 92V91H54ZM53 92V90L51 91L50 90V93L53 95L54 98H56V96L59 94H55ZM58 91H56L57 93ZM61 92V91H59ZM72 92V91H71ZM230 92V91H229ZM73 93V92H72ZM77 93V92H76ZM10 94V93H9ZM49 94V93H48ZM47 94V95H48ZM55 94V95H54ZM66 94V102H68V97L69 95L67 93ZM27 95V94H26ZM30 95V94H29ZM68 95V96H67ZM71 95V94H70ZM14 97V98H11V97ZM76 97V95H74ZM18 97V96H17ZM16 97V98H17ZM50 97V96H48ZM221 97V96H220ZM223 97V96H222ZM15 98V99H16ZM22 98V97H21ZM21 98H17L16 100L21 101ZM225 98V97H223ZM222 98V99H223ZM64 99V100H65ZM70 101L68 102L69 104L71 103L72 100H74V98H69ZM72 99V100H71ZM77 99V98H76ZM75 99V100H76ZM218 100V98H217ZM45 104H43V102ZM222 101V100H220ZM64 102V101H63ZM15 103H19V102H15ZM39 103H42V104H39ZM216 103L218 102H215V105ZM19 104H23V106H25V102L23 103H19ZM38 104V105H37ZM64 104V103H63ZM111 104V105H110ZM15 105V104H14ZM35 105V104H34ZM54 105H57L55 107H53ZM60 105H62L60 103ZM180 105V108L179 109V106ZM183 105V106H181ZM214 105V106H215ZM221 105V104H220ZM218 105V107L220 106ZM17 106V104H16ZM21 106V105H20ZM28 106V107H29ZM64 106H67V105H64ZM63 106V107H64ZM211 106V105H210ZM15 107V106H14ZM18 107V106H17ZM57 107V108H56ZM60 107V106H59ZM192 107V106H191ZM217 107V108H218ZM23 108V107H22ZM216 108V107H215ZM19 109V108H17ZM20 110V109H19ZM18 110V111H19ZM32 110V109H30ZM86 110V112H87ZM209 108L206 109V111L204 112V114L202 115V118H198L196 119V124L199 123L201 120L202 122L204 123H201V125L204 127L205 126V123H208V118H209V115L207 114ZM213 110V109H212ZM15 111V110H14ZM71 111V112H72ZM31 112V111H30ZM72 112V113H73ZM28 113V112H27ZM85 113V111L83 112ZM206 113V115H205ZM210 113V112H209ZM215 111H213V114L215 116ZM71 114V113H70ZM79 114V113H78ZM87 114V113H85ZM85 114H82V116ZM65 115V116H63ZM80 115V114H79ZM63 116V117H62ZM78 116V115H76ZM81 116V115H80ZM81 116V117H82ZM83 116V117H84ZM87 116V115H86ZM84 117L83 119L85 120H89L87 119L88 117ZM212 116V117H214ZM73 117V118H74ZM99 117V116H98ZM72 118V119H73ZM76 118V117H75ZM79 120H76L75 119V123H76V127L78 124H84L86 122L82 121L81 118L77 117ZM205 118V120L203 121V119ZM211 119V116L210 118ZM70 120V119H69ZM99 120V119H97ZM61 121V122H60ZM99 121V122H100ZM74 122V120H73ZM72 122V123H73ZM98 122V121H97ZM64 123H67V120L66 122ZM90 123V121H89ZM93 123V121H92ZM94 123H96L95 119H94ZM70 122H68V126H69ZM102 124V123H101ZM133 124V125H132ZM175 124V123H173ZM72 125V124H70ZM74 125V124H73ZM72 125V126H73ZM88 127H91L90 125H88V122L86 124H84ZM92 125V124H91ZM166 125V126H165ZM237 125V123H236ZM48 126H52L55 127V129L53 128L52 130L50 129L49 127V131L48 130ZM60 126L61 128L62 127H65V128H62V130L60 129ZM79 126V125H78ZM86 126H83V127H86ZM94 126V125H93ZM97 126V125H95ZM83 127H80L82 128V133L85 132L84 128ZM98 127V126H97ZM101 127V126H100ZM69 127H67V130L68 132H73L72 130H68ZM74 128H75V125H74ZM78 128V127H77ZM47 129V130H46ZM64 129V130H63ZM91 129V128H90ZM99 129V128H98ZM102 129V128H101ZM105 129V128H103ZM54 132L55 131V135L54 136H51L49 133L51 132ZM76 130V129H75ZM88 130V128H87ZM95 130V129H94ZM31 131L34 133L32 134ZM61 131V132H60ZM103 131V132H102ZM107 130L105 129L104 130H99L100 133H104L106 132ZM136 131H140V130H136ZM144 131V129H143ZM146 131V130H145ZM51 132V133H52ZM39 133V134H38ZM92 134H95L94 132H91ZM91 133L89 135H91ZM95 134V136H99L101 134ZM140 133V132H139ZM157 133V132H155ZM54 134V133H53ZM60 134V135H59ZM68 133L66 132L65 135H67ZM73 134H75V132H73ZM84 134V133H83ZM34 135H38L37 137L39 138H36V139H33ZM69 135V134H68ZM79 135V134H77ZM85 135V134H84ZM106 135H107V132H106ZM33 136V137H32ZM86 136H88L86 134ZM104 137H106L107 139V136L103 135ZM101 136V137H103ZM158 136V135H157ZM36 137V136H35ZM69 137V136H67ZM78 137L75 135V138ZM103 137V139H104ZM122 137V136H121ZM136 138L137 135H135ZM148 137V136H147ZM147 137L144 138V141H148L147 140ZM155 137V136H154ZM161 137V136H160ZM175 137V136H173ZM171 137V138H173ZM81 138V137H80ZM83 138H85L83 136ZM88 138H90V136H88ZM109 138V136H108ZM123 138H125V140H127V137L126 138V135L123 136ZM177 138V137H175ZM179 138V137H178ZM66 139V137L64 138ZM78 139V138H77ZM97 139V138H96ZM100 139V138H99ZM115 139V138H113ZM112 139V140H113ZM122 139V138H121ZM121 139L119 141H121ZM141 139V138H140ZM170 139V138H169ZM168 139V140H169ZM174 139V138H173ZM68 140V139H67ZM76 140V139H75ZM95 140V139H94ZM137 140V139H136ZM171 140V139H170ZM178 140V139H176ZM64 141V140H62ZM69 141V140H68ZM72 141V140H71ZM87 141V140H85ZM89 141V140H88ZM87 141V143H88ZM98 141V140H97ZM110 141V140H109ZM115 141V140H114ZM74 142V141H73ZM112 142V141H111ZM123 142V141H122ZM174 142V141H173ZM194 142V141H193ZM61 143V142H60ZM67 143V141H66ZM64 144L67 145V144ZM70 143V142H68ZM77 143H79V140L77 141ZM82 143V142H81ZM118 143V142H117ZM192 143V142H191ZM195 143V142H194ZM71 144V143H70ZM97 144V143H95ZM113 144H116L113 143ZM182 144V143H181ZM187 144V143H186ZM54 145H56V143H54ZM63 145V144H62ZM73 145H75V143H73ZM71 144V146H73ZM80 145V144H79ZM120 145V144H118ZM147 145V144H146ZM190 145V144H189ZM192 145V144H191ZM204 145V144H203ZM70 146V145H69ZM68 146V147H69ZM70 146V147H71ZM114 146V145H113ZM134 145H132L133 147ZM185 146V145H184ZM59 149L61 150V147L58 146ZM66 147V146H65ZM69 147V148H70ZM82 147V146H81ZM84 147V146H83ZM97 147V146H96ZM111 147V146H110ZM150 147V146H149ZM186 147L188 148V146L186 145L185 146V149ZM190 147V146H189ZM54 148V147H53ZM67 148V147H66ZM89 148V147H88ZM92 148V147H91ZM94 148V147H93ZM105 148V147H104ZM114 148V147H113ZM135 148V147H133ZM191 148V147H190ZM52 149V148H51ZM57 149V148H56ZM58 149V151H59ZM64 150V147L62 148ZM68 149V148H67ZM65 149V150H67ZM72 148L68 149L69 151L71 150ZM75 149V147H74ZM106 149V148H105ZM115 149V148H114ZM124 149V148H123ZM181 149V148H180ZM184 149V147H183ZM189 149V148H188ZM194 149V148H193ZM193 149H190V150H193ZM80 150V149H79ZM95 150V149H94ZM98 150V149H97ZM73 151V149H72ZM71 151V152H72ZM86 151V150H84ZM90 151V150H89ZM92 151V150H91ZM90 151V152H91ZM118 151V150H117ZM149 151V150H147ZM181 151V150H180ZM187 150H185L186 152ZM196 151H198L196 149ZM207 151V150H206ZM205 151V152H206ZM49 152V153H48ZM60 152V151H59ZM70 152V153H71ZM75 152V151H74ZM77 152V151H76ZM89 152V154H90ZM112 152V151H111ZM174 152V151H173ZM185 152L182 150V152H180V156H178V159L179 158H182L184 159V157H187L188 154L185 155ZM191 153H189V155L192 154V160H194L193 163H196L197 160H195L198 156V153H196L197 155H195V153H193L194 151H190ZM57 153V152H56ZM62 153V151H61ZM66 153V152H65ZM64 153V155H65ZM80 154V152H77ZM148 153V152H147ZM150 153V152H149ZM148 153V154H149ZM159 153V152H158ZM162 153V152H161ZM172 153V151H171ZM171 153L169 154V152H167V154L169 156H171ZM178 153V152H177ZM188 153V151H187ZM58 154V153H57ZM82 154V152H81ZM88 154V153H87ZM92 154V152H91ZM141 154V153H140ZM151 154V153H150ZM208 154V153H207ZM210 154V153H209ZM76 155V154H75ZM105 155V154H104ZM153 155V154H152ZM152 155H149L152 157ZM157 155V154H156ZM166 155V154H165ZM164 155V156H165ZM173 155V154H172ZM199 158L202 159L204 158L203 155H201V153H199ZM211 155V154H210ZM54 156V154H53ZM61 156V155H60ZM60 156H58L60 158ZM79 156V155H78ZM91 156V155H90ZM158 156V155H157ZM161 155H159L158 157L160 158ZM167 156V155H166ZM176 156V155H174ZM196 156V157H195ZM207 156V155H206ZM52 157V156H51ZM63 157V155H62ZM72 157H74V154H72ZM77 157V156H75ZM85 157V156H84ZM109 157V156H108ZM136 157V156H134ZM145 157V156H144ZM154 157V156H153ZM152 157V158H153ZM163 157V156H162ZM172 157V156H171ZM191 157V156H190ZM189 157V158H190ZM202 157V158H201ZM49 158V157H48ZM53 158V157H52ZM67 158V156H65V159ZM141 158V156H139V159ZM195 158V159H194ZM198 158V159H199ZM206 158V157H205ZM134 159V158H133ZM137 159V158H136ZM143 159V158H142ZM145 159V158H144ZM170 159V157L168 158ZM166 160L165 158V163H172L175 162V158H173L174 160L170 161V160ZM177 159V160H178ZM188 159V158H186ZM67 160V159H66ZM149 160H151L149 158ZM156 161L158 159H155ZM176 160V162H178ZM185 160V159H184ZM58 161V160H56ZM61 161V160H60ZM64 162V159L62 160ZM69 161V159H68ZM67 161V162H68ZM71 161V160H70ZM69 161V162H70ZM123 161V160H122ZM168 161V162H167ZM202 161V160H201ZM200 161V162H201ZM211 161V160H210ZM210 161H206L207 164H210ZM62 162V163H63ZM66 162V161H65ZM68 162V163H69ZM77 162V161H76ZM104 162V161H103ZM133 162V161H132ZM135 162H139L138 161H135ZM175 164H179L180 165V162L179 163H176ZM183 162V161H182ZM181 162V166L180 167H183L185 164ZM191 162V163H192ZM44 163V162H43ZM42 163V164H43ZM49 163V162H47ZM78 163V162H77ZM140 163V162H139ZM145 163V162H144ZM149 163V162H147ZM160 163V164H159ZM164 163V162H163ZM55 164V163H54ZM158 164L160 165L159 167L161 169H164V164H161V161L158 160ZM184 164V165H183ZM204 164V162L202 163ZM205 164V165H207ZM64 165V163H63ZM72 164L70 163V166ZM157 165V164H156ZM163 165V166H161ZM168 165V164H166ZM170 165V164H169ZM53 166V165H51ZM68 166V165H67ZM66 166V167H67ZM101 166V165H99ZM145 166V165H144ZM154 166V165H153ZM171 166V165H170ZM169 166V167H170ZM227 166V165H226ZM69 167V166H68ZM83 167V166H82ZM85 167V166H84ZM93 167V166H92ZM97 167V166H96ZM102 167V166H101ZM107 167V166H106ZM119 167V166H118ZM136 167V166H135ZM141 167V166H140ZM159 167H157L158 169V172L161 170H159ZM168 167V166H167ZM168 167V169H169ZM177 167V166H176ZM179 167V169H180ZM36 168V169H35ZM147 168V167H146ZM175 168V166H174ZM218 168V167H217ZM255 168V167H254ZM41 169V168H40ZM38 169V170H40ZM76 168H74L75 170ZM95 169V168H94ZM152 169V168H151ZM154 169V168H153ZM184 169H188V168H184ZM183 169V170H184ZM204 169V168H203ZM42 170V169H41ZM51 170V169H50ZM69 170V169H67ZM73 170V169H72ZM166 170V169H165ZM170 170V169H169ZM216 170V169H215ZM83 171V170H82ZM157 171V170H156ZM181 171V170H180ZM190 171V170H189ZM156 172V173H158ZM163 172L162 170L160 171V173ZM186 171H184L185 173ZM203 172V171H202ZM211 172V171H210ZM213 172V171H212ZM219 172V171H218ZM244 172V171H243ZM167 173V172H166ZM182 176H185L187 177L186 175L188 173H185V175ZM190 173V172H189ZM195 173V172H194ZM193 173V174H194ZM237 173V172H236ZM242 173V172H241ZM74 174V173H73ZM190 173V175L193 177L194 175ZM201 174V173H199ZM250 174V173H249ZM69 175V176H68ZM154 175V174H153ZM165 175V174H164ZM168 175V174H167ZM217 175V174H216ZM223 175V174H222ZM239 177L241 174H238ZM251 175V174H250ZM73 176V175H72ZM85 176V175H84ZM189 176V174H188ZM189 176V177H191ZM237 176V175H236ZM242 176V175H241ZM76 177V176H75ZM166 177V176H165ZM168 177V176H167ZM181 177V176H180ZM191 177V178H192ZM211 176H209L208 178H210ZM233 177V176H232ZM238 177V176H237ZM9 178V179H8ZM184 178V177H183ZM188 178V177H187ZM255 178V176H254ZM167 179V178H166ZM173 179V178H172ZM182 179V177H181ZM179 179L178 177V180H180L182 182V180ZM186 179V178H185ZM184 179V180H185ZM154 180V179H153ZM164 180V179H163ZM177 180V181H178ZM194 180H197V177L194 178ZM213 180V179H212ZM211 180V181H212ZM222 180V179H221ZM238 180V179H237ZM236 180V181H237ZM144 181V180H142ZM178 181V182H180ZM220 181V180H219ZM239 181V180H238ZM250 181V180H249ZM256 181V180H255ZM145 182V181H144ZM176 182V181H175ZM217 182V180H216ZM240 182V181H239ZM251 182V181H250ZM177 183V182H176ZM186 183V182H184ZM146 184V183H145ZM215 184V183H214ZM229 184V183H228ZM231 184V183H230ZM241 184V183H239ZM264 184V183H263ZM219 185V184H218ZM247 185V184H246ZM214 186V185H213ZM231 186V185H230ZM235 186V185H234ZM257 186V185H256ZM11 187V186H10ZM146 187V186H145ZM148 187V186H147ZM223 187V186H222ZM237 187V186H236ZM249 187V186H247ZM217 188V186H216ZM238 188V187H237ZM218 189V188H217ZM221 189V188H220ZM255 189V187H254ZM11 190V188H10ZM214 190V188H213ZM230 190V189H229ZM236 190V189H234ZM249 190L251 191V188L249 187ZM12 191V190H11ZM219 191V190H218ZM244 191V190H242ZM246 191V190H245ZM264 191V189H263ZM17 192V191H16ZM217 192V191H216ZM230 192V191H229ZM256 193L260 192L262 193L260 190L258 191L257 189L255 191H252ZM2 193V192H1ZM0 193V194H1ZM6 193H3L6 194ZM225 193V192H224ZM234 193V191H233ZM260 193H259V196H260ZM150 194V193H149ZM148 194V195H149ZM220 194V193H219ZM249 194V193H248ZM252 194V193H251ZM2 195V194H1ZM147 194H145L146 196ZM210 195V194H209ZM214 196V195H213ZM227 196V195H226ZM225 196V198H226ZM258 196V197H259ZM209 197V196H208ZM224 197V196H223ZM2 198V197H1ZM221 198V197H220ZM230 198V197H229ZM256 198V197H255ZM200 199V198H199ZM212 199V198H211ZM259 199H263V198H259ZM6 200L8 204H6ZM214 200V199H213ZM226 200V199H225ZM264 200L261 201V203H257L258 205L254 208L255 209V212L252 213V215H248L249 216V221L248 220H245L246 218H248L246 216V218H242L241 217V221L243 224L245 225H248V227L254 223V222H250V221H255L254 224H252L255 228L256 226V229H257V232L258 231H261V233H264ZM209 202V201H208ZM227 202V201H226ZM69 203H71L70 205L73 204L74 207H72L73 209H69V211L71 210V213H72V216L71 217L67 212L68 211V205ZM212 203V202H211ZM224 203V202H223ZM205 203H203L204 205ZM222 203H220L221 205ZM202 205V206H203ZM207 205V204H206ZM211 206V204H210ZM70 207V208H71ZM195 207H198L196 208L197 209V212L198 213H202L201 215H199V217L195 218L197 215L196 214H193L192 217L190 214L191 210ZM200 207V209H199ZM206 207V206H205ZM204 207V208H205ZM196 209H194L196 211ZM230 209V208H229ZM200 212H199V211ZM204 210V209H203ZM251 210V209H250ZM249 210V211H250ZM208 211V210H207ZM212 211V210H211ZM230 211V210H229ZM6 212H7V215H6ZM74 212V213H73ZM194 212V211H193ZM196 212V213H197ZM210 212V211H209ZM219 212V211H218ZM1 213V212H0ZM216 213V212H215ZM5 215V216H4ZM108 215V216H109ZM196 215V216H195ZM209 215V214H208ZM211 216V215H209ZM221 216V215H220ZM228 216V215H226ZM231 216V215H230ZM117 217V215H116ZM201 217V218H202ZM239 217V216H238ZM237 217V218H238ZM206 217H204L205 219ZM210 218V217H209ZM222 218H225L224 216L222 217L221 216V220ZM118 218H115V221L117 222ZM226 219H228L226 217ZM232 221H233V218H231ZM74 220V221H73ZM110 219H108L109 221ZM207 220V218H206ZM211 220V219H210ZM113 220V222H115ZM120 221V220H119ZM215 221V220H214ZM220 221V220H218ZM222 221H225L224 219ZM235 221V220H234ZM237 221V220H236ZM240 221V220H239ZM240 221V222H241ZM248 221V222H246ZM107 222V221H106ZM105 222V223H106ZM112 221L111 222H108V224L110 225L111 223H113ZM205 222V221H204ZM203 222V223H204ZM221 222V221H220ZM218 222V223H220ZM229 222H231L230 218H229ZM239 222V223H240ZM246 222V223H245ZM71 223V224H72ZM104 223V224H105ZM228 223V220L227 222H221V226L223 224L222 227L224 228H221L219 227L220 225H218L217 227L221 228L222 229V233L225 231L226 232V228L224 226V224ZM250 225H249V224ZM77 224V223H76ZM81 224V223H80ZM217 224V223H216ZM234 225V223H232ZM231 224V225H232ZM242 224V226H243ZM256 224V225H255ZM73 226L74 223L72 224ZM230 224L229 225H226L227 227L231 226ZM235 225L237 226L238 223H235ZM234 225V226H235ZM72 226V227H73ZM81 226V225H80ZM103 226V225H102ZM101 226V227H102ZM117 226V225H116ZM118 226H117V229H118ZM241 226V225H240ZM96 227V229H97ZM104 227V226H103ZM107 228H103L102 231H104L105 229H107V232L106 230V233L107 234H114L112 231L113 230H116L115 228H112L113 230L110 229V226L108 228V226H106ZM218 228V229H219ZM230 228V227H229ZM228 228V229H229ZM237 228V227H236ZM251 228V227H249ZM80 229V227H79ZM79 229H76V231H78ZM99 229V227H98ZM97 229V230H98ZM215 231H214V230ZM224 229V231H223ZM239 229V228H238ZM242 229H244L242 227ZM252 229V228H251ZM95 230V229H94ZM245 230V229H244ZM104 231V233H105ZM231 231V230H230ZM91 233H96L97 231L95 230L93 232L90 231ZM242 232V230H241ZM78 233H82V231L80 230ZM89 233V232H88ZM118 233V232H117ZM216 233V234H215ZM74 234L76 233H73V236ZM85 234V233H84ZM190 234V235H188ZM227 234L230 236L229 234V230L227 231ZM79 234H76L75 236L76 239H79L78 237ZM81 235V234H80ZM79 235V236H80ZM95 235V234H94ZM100 235H102L101 232L98 233V236L99 238H102ZM115 235V234H114ZM187 235V236H185ZM213 235V234H212ZM213 235V236H214ZM217 235H216V239H212L211 241H218V239H221L220 237L217 238ZM226 235V233H225ZM259 235V234H258ZM261 235V234H260ZM259 235V236H260ZM74 236V237H75ZM86 238L88 237V240L90 238H92V236H89L87 234H85ZM223 236V235H222ZM264 236V234H263ZM54 238V242L52 244V242L50 241V238ZM105 237H107L105 235ZM153 237V238H152ZM215 237V236H214ZM47 240L49 239L50 241V245L47 244L48 241ZM70 239H68V237L66 238L67 240L64 241V245L66 244V246L69 244L70 246V243L72 241L71 240V235L69 237ZM82 239V236L80 237ZM98 238V237H97ZM96 239L97 241H99L100 239ZM104 238V237H103ZM102 238V239H103ZM169 238V239H167ZM61 238H59L60 240ZM74 239V238H73ZM95 239H91L90 241L92 242H95L94 240ZM106 240H102V242L105 244L108 243L109 238H105ZM166 239V242L164 240ZM173 239V240H171ZM191 239V238H190ZM193 239V238H192ZM207 239V238H206ZM260 239H262V235H261V238H259V243H260ZM61 240V241H62ZM68 240L70 241V243H68ZM86 240V239H84ZM163 240V241H162ZM188 240V238H187ZM226 240V239H225ZM264 240V238H263ZM262 240V241H263ZM73 241H76L75 239ZM112 241V242H113ZM175 241V240H174ZM179 241V240H178ZM183 241V239H182ZM185 241V239H184ZM195 241V240H194ZM202 241V240H201ZM220 241V240H219ZM247 241V240H246ZM58 241V244L63 245V242H60ZM79 242V241H78ZM107 242V243H105ZM148 242V241H147ZM190 242V241H189ZM204 242V241H203ZM210 242V241H209ZM208 242V243H209ZM224 242V241H223ZM249 242V241H248ZM252 242V241H251ZM258 243V240L255 241ZM68 243V244H67ZM101 243V242H100ZM180 243V242H179ZM178 243V244H179ZM207 243V242H206ZM215 243V242H214ZM214 243H211V244H214ZM226 243V242H225ZM234 243V242H233ZM232 243V244H233ZM257 243H254L255 245L252 244V246H260V244H257ZM57 244V243H55ZM54 244V245H55ZM76 244V242H75ZM83 244L82 243V247L81 245H79L78 243V250L80 249H84L83 247ZM85 244H87V241L85 242ZM110 244V243H109ZM145 244V243H144ZM149 244V243H148ZM153 244V245H154ZM176 244V243H174ZM205 244V242H204ZM217 244V243H216ZM220 244L222 245H225L224 243L220 242ZM228 244V242H227ZM230 244V243H229ZM231 244V245H232ZM63 245V246H64ZM72 245V244H71ZM191 245V244H190ZM193 245H195L193 243ZM197 245V243H196ZM209 245L208 244V248H209ZM222 245V247H223ZM234 245V244H233ZM232 245V246H233ZM244 245V244H243ZM57 246V245H55ZM63 246H60L61 248L60 249H63ZM64 246V248H69L68 246L66 247ZM171 246V244H170ZM170 246H168L167 248L163 247V250L162 252L164 251L165 254L167 252V249L168 251L171 252L170 250ZM175 246V245H174ZM173 246V247H174ZM206 246V244H205ZM228 246V245H226ZM225 246V247H226ZM241 246V245H240ZM239 246V247H240ZM248 246V245H247ZM72 247V246H71ZM71 247L69 249H71ZM162 247V246H161ZM172 247V246H171ZM172 247V249H173ZM189 247V246H188ZM214 247V246H213ZM221 247V248H222ZM57 248V247H56ZM75 249V247H73ZM110 248V246H109ZM160 248V247H159ZM186 248V247H185ZM185 248H183L185 250ZM195 248V247H194ZM207 248V247H206ZM207 248V249H208ZM224 248V247H223ZM222 248V249H223ZM263 248H264V245H263ZM263 248H260V249L257 247L256 250L259 249V252L260 254L261 253H264L262 252ZM54 249V248H53ZM58 249V248H57ZM55 249V251L57 250ZM73 249V250H74ZM93 249V248H92ZM91 249V250H92ZM105 249V248H104ZM107 249V248H106ZM125 249V250H124ZM162 249V248H161ZM161 249L160 251L156 250V249H153V250H156L154 251L155 252V255H159L157 254V251L159 253H161ZM182 250V248H179ZM190 249V247H189ZM212 250V246H210V248ZM226 249L225 248V251L224 253L226 252ZM229 249V248H228ZM227 249V250H228ZM248 250V247L246 248ZM51 250V248H50ZM76 249V251H78ZM90 250V251H91ZM111 250H114V248H111ZM149 250V249H148ZM147 250V251H148ZM151 250V249H150ZM149 250V252H150ZM166 250V251H165ZM174 250V249H173ZM187 250V248H186ZM191 250V254H192V249ZM216 250V249H215ZM232 250V249H231ZM250 250V249H249ZM53 251V250H52ZM51 251V252H52ZM60 251V250H59ZM58 251V252H59ZM100 251V250H99ZM105 252H107V250H104ZM110 251V250H109ZM179 251V250H178ZM195 251V249H194ZM208 251V250H207ZM253 251V250H252ZM252 251H248V252H251L249 253L254 255V257L256 256H259V255H256V253L252 252ZM8 252V253H9ZM54 252V251H53ZM57 252V251H56ZM75 252V251H74ZM80 252V251H78ZM103 252V251H102ZM114 252V251H113ZM143 252V251H142ZM185 252H188V251H185ZM197 252V251H196ZM210 252V250H209ZM247 252V253H248ZM46 253V252H45ZM44 253V254H45ZM61 253V252H60ZM90 253V252H89ZM111 252L108 253V255H110ZM118 253H114V256H116V254L118 255ZM139 253L140 251H137V253H135L137 256H139ZM174 253V251H173ZM171 253V254H173ZM189 253V252H188ZM194 253V252H193ZM223 253V254H224ZM227 253V252H226ZM237 253V252H236ZM246 253V252H245ZM2 254V253H1ZM6 254V253H4ZM35 254V255H36ZM47 254V253H46ZM62 254V253H61ZM81 254V253H80ZM87 254V252H86ZM102 254V253H101ZM100 254V256H101ZM124 254V253H123ZM134 254V253H133ZM142 254V253H141ZM164 254V253H163ZM164 254V256H165ZM179 254H180V251L178 253V257H179ZM199 254V253H197ZM196 254V255H197ZM216 254V253H215ZM222 254V253H220ZM34 255V254H33ZM39 255H36L37 258ZM51 253L47 256H50ZM85 255V254H83ZM88 255V254H87ZM105 255V254H104ZM112 255V254H111ZM126 255V254H125ZM131 255V254H130ZM150 255L154 256V254H151L150 252ZM149 255V256H150ZM167 255V254H166ZM170 255V254H169ZM168 255V256H169ZM183 255H187L186 253L182 255H180L181 257ZM195 255V254H194ZM193 255V256H194ZM195 255V256H196ZM231 255V254H230ZM235 255V254H234ZM3 256V254L1 255ZM0 256V257H1ZM5 256V255H4ZM3 256V258H5ZM39 256V257H40ZM46 256V255H45ZM78 256L79 253H78ZM82 256V255H81ZM113 256V255H112ZM120 256V255H119ZM167 256V258H168ZM172 256V255H171ZM170 256V257H171ZM200 256V255H198ZM227 256V255H226ZM33 256H31L32 258ZM99 257V256H97ZM124 257V256H123ZM127 257V256H126ZM131 257L133 258L134 256L131 255ZM148 257V256H147ZM151 257V256H150ZM158 258L160 257L157 256ZM155 256V258H157ZM163 257V255H162ZM166 257V256H165ZM180 257V258H181ZM184 257V256H183ZM182 257V258H183ZM188 257V255H187ZM202 257V255L200 256ZM199 257V258H200ZM209 257V256H208ZM207 257V258H208ZM249 257H252V256H249ZM248 257V259H250ZM261 257V256H260ZM3 258H0V263L1 261L5 260ZM35 258V257H34ZM31 259V261H34L37 259ZM41 258V257H40ZM39 258V259H40ZM68 257L65 258V260L67 259ZM94 258V257H93ZM106 258H109V257H106ZM121 258V257H120ZM137 258V257H136ZM152 258V257H151ZM179 258V259H180ZM181 258V262L183 261V259ZM186 258V257H185ZM191 258V257H190ZM203 258V257H202ZM211 258V256H210ZM261 258L264 259V257L262 256ZM3 259V260H1ZM42 259H43V256H42ZM54 259V258H53ZM63 258H60L59 260L63 261L62 260ZM77 259H79V257L77 258L76 257V261ZM97 259V258H96ZM117 259V258H116ZM123 259V258H122ZM128 259V258H127ZM127 259H126V262H127ZM142 259V258H141ZM154 260V258H152ZM165 259V258H163ZM169 259V258H168ZM168 259L167 262H168ZM178 259V258H176ZM198 259V257H197ZM209 259V258H208ZM252 259V258H251ZM256 259V258H255ZM261 259V260H263ZM8 260V259H7ZM41 260V259H40ZM39 260V263L41 264ZM45 260V259H44ZM64 260V261H65ZM72 261V258L70 259ZM81 260V259H80ZM92 260V259H91ZM119 258L117 259V261H115L117 264ZM121 260V259H120ZM130 260V259H129ZM133 262H134V259H132ZM153 260H150V261H153ZM158 259H155L154 261H156ZM162 261V259H159V261ZM188 260V258H187ZM186 260V261H187ZM211 260V259H209ZM208 260V261H209ZM254 260V259H252ZM9 261V260H8ZM37 261V260H36ZM42 261V260H41ZM55 262L61 264L62 262L61 261H56V259H54ZM84 261V260H83ZM82 261V262H83ZM106 261V260H105ZM103 261V263L105 262ZM123 261V260H122ZM137 261V260H136ZM140 261V260H139ZM143 261V260H142ZM180 261V260H179ZM197 264V261H200V260H191V263L189 262L188 260V263L189 264ZM204 261V260H203ZM214 261V260H213ZM213 261H209L212 262L211 264H213ZM220 261V260H219ZM243 261V260H242ZM7 262V261H6ZM10 262V261H9ZM29 261H27L25 264H28ZM29 262V264H30ZM33 262V264H34ZM46 261H44V264H45ZM49 262H52L51 260ZM48 262V263H49ZM78 262V261H77ZM81 262V261H80ZM87 262V261H86ZM124 262H125V257H124ZM130 263V261H128ZM178 262V260L175 261V264ZM185 262V261H184ZM196 262V263H195ZM202 262V261H201ZM200 262V264H201ZM206 262L205 264H207L208 262L207 261H204ZM204 262H202V264H204ZM256 262V261H255ZM259 262V261H258ZM264 263V261H262ZM262 262H260L262 264ZM35 263H38V262H35ZM47 263V262H46ZM64 263V262H63ZM62 263V264H63ZM65 263H69V262H65ZM64 263V264H65ZM72 263V262H71ZM79 263V262H78ZM90 263V262H89ZM97 263V262H96ZM95 263V264H96ZM109 263V262H107ZM106 263V264H107ZM112 264V262H110ZM144 262H142L143 264ZM147 263V262H145ZM149 263V262H148ZM147 263V264H148ZM158 264L159 262L157 261L156 263L155 262H151L150 264ZM166 263V262H165ZM164 263V264H165ZM179 263V262H178ZM177 263V264H178ZM216 263V262H215ZM214 263V264H215ZM220 263V262H219ZM246 264L248 262V260H246L245 262ZM252 264V262H250ZM259 263V264H260ZM21 264V263H20ZM43 264V263H42ZM53 264V262H52ZM77 264V263H76ZM114 264V263H113ZM121 264V262H120ZM136 264V263H135ZM174 264V263H173ZM183 264V263H182ZM185 264V263H184ZM199 264V262H198ZM255 264V263H254ZM258 264V263H257Z\"/></svg>","mask_w":264,"mask_h":264}]
</instances>
